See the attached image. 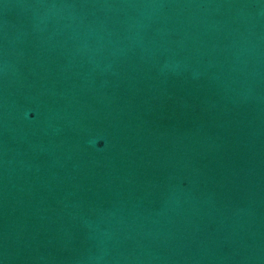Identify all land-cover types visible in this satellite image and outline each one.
Here are the masks:
<instances>
[{
	"label": "water",
	"instance_id": "obj_1",
	"mask_svg": "<svg viewBox=\"0 0 264 264\" xmlns=\"http://www.w3.org/2000/svg\"><path fill=\"white\" fill-rule=\"evenodd\" d=\"M0 264H264V0H0Z\"/></svg>",
	"mask_w": 264,
	"mask_h": 264
}]
</instances>
